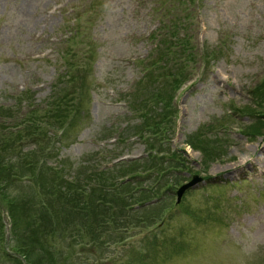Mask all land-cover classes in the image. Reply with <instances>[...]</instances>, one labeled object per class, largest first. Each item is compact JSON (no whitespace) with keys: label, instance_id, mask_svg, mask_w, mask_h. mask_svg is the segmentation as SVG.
Instances as JSON below:
<instances>
[{"label":"rangeland","instance_id":"1","mask_svg":"<svg viewBox=\"0 0 264 264\" xmlns=\"http://www.w3.org/2000/svg\"><path fill=\"white\" fill-rule=\"evenodd\" d=\"M139 102L177 158L139 173L156 190L133 223L97 227L52 183L145 155ZM0 107V264H264V0H0Z\"/></svg>","mask_w":264,"mask_h":264},{"label":"trees","instance_id":"2","mask_svg":"<svg viewBox=\"0 0 264 264\" xmlns=\"http://www.w3.org/2000/svg\"><path fill=\"white\" fill-rule=\"evenodd\" d=\"M185 2V0H182ZM193 57H196L197 60L199 59H205V52H204V48L203 50L201 49L200 51H198V53H195V51L192 53ZM162 59V58H160ZM162 67H159L158 69L154 70V73L158 72V74L162 73ZM181 66H177L176 70H181ZM156 75V76H157ZM186 81V79L181 77H176L174 78V80L172 81L171 85L168 83L167 80H165V82H163L162 84H167L168 83V91L166 93L169 92V90L171 91V89L174 86L173 90H177L179 89L182 84ZM28 91H21L20 96L23 98L20 99H24L27 98V93ZM25 95V96H24ZM174 95V94H173ZM169 94H165V97L160 98V96H157V100L156 101H161V99H164V103L165 100L168 99V101L170 100L169 105L172 106V96ZM29 96V95H28ZM170 97V98H169ZM56 100V97L53 98V100L50 102L48 109L50 111H52L53 107L56 106V104L54 105ZM57 107V108H56ZM55 108L56 109H61V105L60 107L57 105ZM142 103L139 102L138 106H133L134 110H138L141 111V113H138L139 116H141L140 120H143V127L139 128L136 132H134V135H136L138 137V133H139V138H142V135L146 132L149 131L147 134H149V137L151 136V138H147L145 142V147L146 148V152L147 154L142 155L141 157H137V158H126V159H119L117 162H114L113 164L108 165V167H102L100 168V166L96 167V163L93 164L90 160H86L87 164L85 166H83L86 169V172L84 175H76L74 177H72V181H69L68 178H70V176H68V178H64L67 183L66 184H62L65 185L61 187L59 181L54 180L52 183V186L54 188V190H56L58 193H68L71 191V195L69 196H73V199H75V202H73V205L75 207H80L81 210H83L84 212H88V209H91L92 206L96 207V213L94 216H92L93 218H91V223L92 224H96V226H100L103 224L108 225L107 229H111L112 226L114 225L115 228L117 227H122L124 224H129V223H133L134 220L132 219L134 216H138V213L140 212L141 209H143L146 207H150L153 204H150L148 201L150 200V197H152L151 195H148L150 193V191L156 190V188L154 187L152 190L148 189L149 191H143L141 188H138L139 186H135V181L140 178L139 173L144 174L146 177H150V173H152L151 171H155V168L158 167L159 164V160L162 163L168 162L170 163L169 167H172L173 165H171L173 163V161L177 158L176 156L171 157V158H165L164 156H158V154L160 152L163 151H167L164 150V147L161 143H159V138H157L158 132H157V125L159 123H162L163 121L166 120V118L168 117V115H163V110L161 109L160 111L155 110V108L150 107V113H145L142 109ZM48 111V110H47ZM7 114V116L12 117L13 115V108H2L0 107V117L3 118L4 114ZM150 114V115H149ZM168 114V112H167ZM149 115V116H148ZM162 115V116H159ZM153 118V119H152ZM46 124L47 127L44 126L45 131L48 132L51 136H49V144H48V149L49 152L52 150V138H53V133L51 130H49L50 128H55L57 126H54L55 124L53 122H48V120H43L42 122L39 121V124ZM170 119L168 118L165 121V124H170ZM64 125L63 122H61V124L59 125L63 130L66 131V129L68 128ZM5 126L3 125V123L0 125V128H4ZM150 128L149 129H147ZM152 127V128H151ZM140 130V131H139ZM106 130H102L101 131V135L99 137H97L98 141H104L113 138L115 135V132L106 134L107 136L104 137V132ZM139 131V132H138ZM167 133H170V131H166ZM40 133V131H39ZM65 133V132H64ZM64 133H60V134H64ZM122 134V133H121ZM152 134V135H151ZM15 137L18 139V141H21V137L22 134L19 131V128L16 129L15 131ZM161 137L163 139H167V137L165 136V134L161 133ZM118 139L120 140V136L118 137ZM1 141L5 140L4 137L0 138ZM122 142V141H121ZM123 143V142H122ZM193 144V143H191ZM122 149H124L122 147ZM121 149V150H122ZM154 150V153L152 154L151 152ZM48 152V153H49ZM124 152V150H123ZM47 153V154H48ZM117 154V153H115ZM124 154V153H123ZM106 155H110V152H107ZM122 156V155H121ZM24 156L20 157V162L22 161V158ZM101 158V157H100ZM116 158V157H115ZM114 158V159H115ZM96 159H94L95 162ZM166 160V161H165ZM23 164V162H22ZM21 164V165H22ZM21 165H14L12 166H5L4 168L7 169L5 172H7L8 175H14V172L22 169L23 166ZM21 166V167H19ZM53 170H51V172L56 173L55 169L57 167H51ZM162 171H164L162 167H160ZM153 169V170H151ZM172 168L168 169L165 172V176H169V172L171 171ZM151 170V171H150ZM153 171V172H154ZM51 175H53L52 173H50ZM156 174V173H155ZM75 175V173H74ZM172 176L177 177L178 175H176L175 173H173ZM12 177V176H11ZM10 177V178H11ZM57 181V182H55ZM137 190V191H136ZM145 193H142V191ZM136 192H138L140 195H137ZM148 192V193H147ZM54 195H57V193H55ZM77 198V199H76ZM81 205H78L80 204ZM136 204L138 206H136ZM116 205H118L119 207V211L117 210V214L114 207H116ZM110 206H112V211L110 212V214H106V209L107 208H111ZM87 207V208H86ZM101 209V211H100ZM146 212V211H145ZM97 216H100V218H98ZM132 216V217H131ZM144 216V215H142ZM120 218V219H119ZM112 221V222H110ZM109 223V224H108ZM113 223V224H112ZM93 236H95L96 234L93 233Z\"/></svg>","mask_w":264,"mask_h":264},{"label":"water","instance_id":"3","mask_svg":"<svg viewBox=\"0 0 264 264\" xmlns=\"http://www.w3.org/2000/svg\"><path fill=\"white\" fill-rule=\"evenodd\" d=\"M202 181V178H200L197 175H193L192 178L183 183L182 185L179 186V188L176 191V200L178 201L180 199V196L183 194V192L188 189L189 187H193L195 184H197L198 182Z\"/></svg>","mask_w":264,"mask_h":264},{"label":"bare ground","instance_id":"4","mask_svg":"<svg viewBox=\"0 0 264 264\" xmlns=\"http://www.w3.org/2000/svg\"><path fill=\"white\" fill-rule=\"evenodd\" d=\"M262 164H264V160L262 161Z\"/></svg>","mask_w":264,"mask_h":264}]
</instances>
